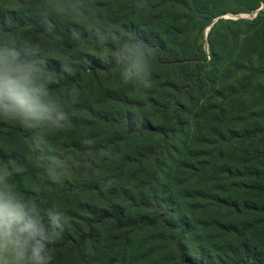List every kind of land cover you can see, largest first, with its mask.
I'll return each mask as SVG.
<instances>
[{
  "label": "trees",
  "instance_id": "1",
  "mask_svg": "<svg viewBox=\"0 0 264 264\" xmlns=\"http://www.w3.org/2000/svg\"><path fill=\"white\" fill-rule=\"evenodd\" d=\"M37 1L38 8H24L19 16L0 11V26L30 30L72 55L59 66L48 62L58 87L100 73L119 77L114 65L105 63L108 49L73 38L72 26L83 30L82 22ZM95 4L106 28L135 33L153 47L152 86L146 97L132 84L113 87L106 96L109 109L92 115L81 107L90 120L70 113L68 127L102 130L99 144L82 150L110 151L105 160L112 162V188L89 176L81 185L66 181L46 194L91 195L104 207L72 226L63 216L64 230L51 247L91 264H264V0ZM228 13L255 17L223 19ZM13 133L27 143L35 135L17 124ZM73 153L89 160L81 152L68 155ZM39 155L0 147V159L26 165L19 176L30 180L44 178ZM126 167L146 170L126 181ZM106 224L117 236L95 248L96 229ZM139 232H146L148 246L134 256L128 241Z\"/></svg>",
  "mask_w": 264,
  "mask_h": 264
},
{
  "label": "clouds",
  "instance_id": "2",
  "mask_svg": "<svg viewBox=\"0 0 264 264\" xmlns=\"http://www.w3.org/2000/svg\"><path fill=\"white\" fill-rule=\"evenodd\" d=\"M144 5H141L143 7ZM43 7L60 16L82 22L72 26L74 39H91L98 49H108L105 63L114 65L120 79L132 84L139 95L147 96L153 79V47L135 33L121 35L109 30L98 15L95 0H44ZM46 32L50 31L46 27ZM52 49L40 42L21 40L11 26H0V118L22 128L36 130L30 140L33 152L40 151L42 175L54 184L63 183L74 170L92 160L82 161L46 144L43 131L62 130L72 123L68 111L74 98H65L52 90L48 68ZM142 121H137V127ZM82 143L95 147L92 138ZM110 157L109 150L100 152ZM26 165L9 158L0 159V264H52L51 247L64 230L59 205L44 207L36 196H27L12 179L26 170Z\"/></svg>",
  "mask_w": 264,
  "mask_h": 264
},
{
  "label": "rangeland",
  "instance_id": "3",
  "mask_svg": "<svg viewBox=\"0 0 264 264\" xmlns=\"http://www.w3.org/2000/svg\"><path fill=\"white\" fill-rule=\"evenodd\" d=\"M38 7L39 3L37 0H0V11L10 14L12 13L16 16H19L24 8L34 9ZM254 17L255 14L241 13L236 15L228 13L222 18L225 20L236 21L239 19L249 20ZM208 31L209 29L207 32ZM16 33L21 40L40 42L46 50L50 46L52 53L49 57V60L54 61L58 66L62 61L70 62L72 59V55L64 52L57 41L45 40L27 29L19 30ZM94 56L96 58L102 59L101 55L98 53H95ZM69 72H71V70H69ZM119 79V77L113 75L112 73H100L96 76H85L77 85L58 87L57 83L53 81L52 90L57 93H62L65 98H74V102L68 108L69 113H74V115L77 117L87 118L90 120L94 113L100 110L109 109L110 102L106 98L108 92L112 91L113 87L115 86L125 85V83L119 81ZM81 107L85 109L89 108L92 111V115L86 116L88 110L84 111ZM149 112H151V110H149ZM14 127V123L0 118V147L6 151L15 150L32 155V153H34L32 150V143H27L25 139H20L18 136L14 135ZM30 130H33L36 135V130ZM41 134L46 144L55 146L61 153H64L67 156H69V152L84 153V155H87L89 160L95 162L96 166L89 164L82 170L78 172L75 171V174L71 173L65 177L63 183L61 184H54L47 180L46 177L38 181L21 178L19 174L14 175L12 179L17 184V187L25 193V195L38 197L39 201L44 207L59 205L63 216L68 217V219H66L68 225L72 226L73 223L78 224L80 222V218L88 214V211H99L104 208L103 205L91 195H66L65 197L54 198L53 196H46V194H49L53 188L64 185L66 181L81 185L80 183L82 180L85 181L90 179L89 176L103 180L105 179L107 181V187L112 188V162H110V160H105L107 157L102 159L100 155L101 151L93 153V151L83 152L82 150L85 148L82 147L85 146L82 143L85 138H92L95 141V146H97V144H99L98 140L103 134L102 130L98 127L92 130H83L73 129L66 126L62 130L43 131ZM72 155L79 158L80 156H83L79 153H76L75 155L73 153ZM101 161H103V163H100ZM138 170L139 169L133 167L124 168L123 178L128 181L131 176L136 177L142 174V172L146 169H141V172H138ZM116 236L117 232L114 230L111 224L101 225L96 229V243L93 246L95 248L107 247L106 245L112 243L113 238ZM56 238L54 242H57ZM128 242L133 249L131 250L130 254H134V256L141 255L142 247L148 246L147 234L146 232H139L135 235H131ZM87 253L94 255V252L91 249H89ZM90 262L91 260L84 261L77 253H68L64 250H57L54 251V259L52 264H91Z\"/></svg>",
  "mask_w": 264,
  "mask_h": 264
}]
</instances>
